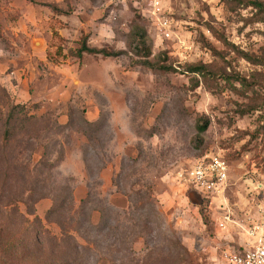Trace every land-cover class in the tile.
Wrapping results in <instances>:
<instances>
[{"label":"rangeland","instance_id":"1","mask_svg":"<svg viewBox=\"0 0 264 264\" xmlns=\"http://www.w3.org/2000/svg\"><path fill=\"white\" fill-rule=\"evenodd\" d=\"M255 1L164 0L166 37L147 0H0V264H223L246 243L264 210ZM142 27L166 68L137 55ZM85 36L120 54L77 56ZM211 156L230 178L207 194L183 175Z\"/></svg>","mask_w":264,"mask_h":264},{"label":"built area","instance_id":"2","mask_svg":"<svg viewBox=\"0 0 264 264\" xmlns=\"http://www.w3.org/2000/svg\"><path fill=\"white\" fill-rule=\"evenodd\" d=\"M147 3L157 30L170 37L172 24L167 16L164 0H147ZM229 169V162L225 158L204 157L191 165L183 178L198 191L215 193L227 186ZM246 235V243L223 252V264H264V210L258 220L248 226Z\"/></svg>","mask_w":264,"mask_h":264},{"label":"trees","instance_id":"3","mask_svg":"<svg viewBox=\"0 0 264 264\" xmlns=\"http://www.w3.org/2000/svg\"><path fill=\"white\" fill-rule=\"evenodd\" d=\"M254 4L258 7L259 9V14H263L262 18H264V4L259 2V1H255ZM138 33V41H139V49L137 50V55L139 56H143V57H146L147 59L145 61H143V64L151 67V68H155V69H162V68H166V67H163V66H159L158 64H156L155 62H152L149 57L152 55L151 53V47L150 45L147 44L148 40H147V32L145 30V28H141L140 30L137 31ZM225 43H228V41L226 39H224ZM84 53H89V54H101L102 56H116L118 54H120L119 52H112V51H109L107 49H97V48H94V47H91L89 44H88V37H84L82 39V43H81V46L79 47V49L75 52V54L79 57H81ZM244 57H246L249 61L255 63V64H262L264 65V58H259V57H255L253 55H250L246 52H243L242 53ZM167 68H171V67H167ZM190 71H200L202 72L203 74H206V67L204 65H192V66H189V69ZM209 78L210 77H213V74H208ZM239 81H241V84L243 86H245L247 89L246 91L249 90V86H250V82L248 81L247 78L245 77H236ZM246 91L243 92V95L246 94ZM256 108V107H255ZM250 111H253V108H250ZM250 111H247V109H241V113L244 114V113H247V112H250ZM208 125L207 121L199 124V131L200 132H204L206 130V126ZM222 158H225V157H222ZM226 159V158H225ZM227 160V159H226ZM228 161V160H227Z\"/></svg>","mask_w":264,"mask_h":264}]
</instances>
